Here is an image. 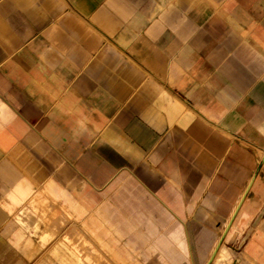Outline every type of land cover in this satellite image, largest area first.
I'll return each instance as SVG.
<instances>
[{
	"label": "crops",
	"instance_id": "1",
	"mask_svg": "<svg viewBox=\"0 0 264 264\" xmlns=\"http://www.w3.org/2000/svg\"><path fill=\"white\" fill-rule=\"evenodd\" d=\"M263 215L264 0H0V264L225 262Z\"/></svg>",
	"mask_w": 264,
	"mask_h": 264
},
{
	"label": "rangeland",
	"instance_id": "2",
	"mask_svg": "<svg viewBox=\"0 0 264 264\" xmlns=\"http://www.w3.org/2000/svg\"><path fill=\"white\" fill-rule=\"evenodd\" d=\"M256 233L264 234V217L262 221L258 224H255V219H254V221L249 225V227H246L241 231L236 232V230L234 229L232 233L227 235L225 240H223L222 247L224 249L226 247L232 249L234 251L232 253L233 254L232 256L239 258V261L235 264H264V250L262 252V255H260V258H257L255 256L254 258H252L246 254V252H248V249H246L245 241L248 239L250 235H254ZM85 248H86V242L83 243V249L85 250ZM101 249L104 248L102 247ZM234 257L233 259L228 258L225 262L223 261L221 262L220 261L221 259H219L216 260L213 264H232ZM97 263L108 264L109 262L99 260Z\"/></svg>",
	"mask_w": 264,
	"mask_h": 264
},
{
	"label": "bare ground",
	"instance_id": "3",
	"mask_svg": "<svg viewBox=\"0 0 264 264\" xmlns=\"http://www.w3.org/2000/svg\"><path fill=\"white\" fill-rule=\"evenodd\" d=\"M251 232V231H250ZM250 234V233H249ZM226 235V234H225ZM216 255H217V253H216ZM216 257V256H215ZM214 259V258H213Z\"/></svg>",
	"mask_w": 264,
	"mask_h": 264
}]
</instances>
